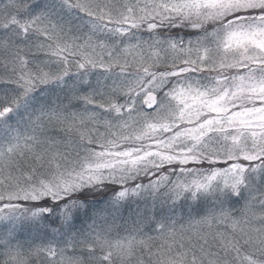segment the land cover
I'll return each instance as SVG.
<instances>
[{"label":"snow or ice","instance_id":"snow-or-ice-1","mask_svg":"<svg viewBox=\"0 0 264 264\" xmlns=\"http://www.w3.org/2000/svg\"><path fill=\"white\" fill-rule=\"evenodd\" d=\"M0 264H264V0H0Z\"/></svg>","mask_w":264,"mask_h":264}]
</instances>
